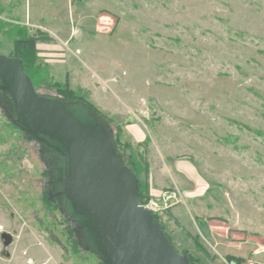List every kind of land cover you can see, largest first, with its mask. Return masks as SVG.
Here are the masks:
<instances>
[{
	"label": "rangeland",
	"instance_id": "374dc122",
	"mask_svg": "<svg viewBox=\"0 0 264 264\" xmlns=\"http://www.w3.org/2000/svg\"><path fill=\"white\" fill-rule=\"evenodd\" d=\"M2 11L0 53L14 56L18 28L33 31ZM71 16L80 31L36 54L38 97L102 127L151 197L182 196L157 214L193 264H264V0H82ZM65 146L20 122L0 77V264H113L64 193Z\"/></svg>",
	"mask_w": 264,
	"mask_h": 264
},
{
	"label": "water",
	"instance_id": "95a60500",
	"mask_svg": "<svg viewBox=\"0 0 264 264\" xmlns=\"http://www.w3.org/2000/svg\"><path fill=\"white\" fill-rule=\"evenodd\" d=\"M0 77L28 129L66 143L61 176L73 209L92 216L113 264H188L143 206L136 175L115 157L103 128L84 123L59 99H40L22 59L0 53Z\"/></svg>",
	"mask_w": 264,
	"mask_h": 264
},
{
	"label": "crops",
	"instance_id": "0c3cea01",
	"mask_svg": "<svg viewBox=\"0 0 264 264\" xmlns=\"http://www.w3.org/2000/svg\"><path fill=\"white\" fill-rule=\"evenodd\" d=\"M82 0H0V7L4 9L3 14L9 13L14 15L16 20L23 24L29 25V28L35 32L40 29L47 32L52 38L51 43L48 41H39L37 48L39 54L49 55L55 52H59L63 49V44H68V39L74 37L80 30L75 25L72 14L75 9H78V4ZM64 8V11L61 10ZM100 17V16H99ZM101 17L97 20V26L95 27L96 32L99 29L105 27L104 23L101 22ZM108 24L112 21H109ZM100 22V23H99ZM102 23V24H101ZM66 31L69 35H64L62 32ZM67 38V39H66ZM58 40V41H54ZM54 42V43H53ZM189 177L194 182L200 185L201 180L196 174L195 170H189ZM152 193H156V190L151 188ZM193 193L192 190L186 191L187 194Z\"/></svg>",
	"mask_w": 264,
	"mask_h": 264
},
{
	"label": "trees",
	"instance_id": "16d2710c",
	"mask_svg": "<svg viewBox=\"0 0 264 264\" xmlns=\"http://www.w3.org/2000/svg\"><path fill=\"white\" fill-rule=\"evenodd\" d=\"M18 31H22V43H21V49L20 52L17 55H14V57H18L22 59L24 62L25 71L30 76V78L33 80L34 74L37 73L40 70H47L46 67H43L40 63L36 62V54L39 53V50L37 48V43L39 41H50L52 38L48 35L47 32H44L40 29H37L33 33H29L28 29L26 28H18ZM57 86H59L63 91H65V94L67 98L75 96L76 98L83 99L84 97L80 95L76 90L73 88L67 86V84H62L61 82L57 81L55 83ZM34 86L36 87V83H34ZM65 102H67V99H64ZM86 102V101H85ZM69 103V102H68ZM86 105L90 107L94 111L95 114H103L98 107H96L94 104L90 102H86ZM71 110V109H70ZM101 117V115H100ZM118 146V145H117ZM139 168V167H138ZM140 169V168H139ZM138 169V170H139ZM134 171V170H133ZM136 174H139L135 171ZM147 173V171H146ZM139 195L143 201H147L151 196L149 195V183L147 182V178L144 179V181L140 180L139 183ZM153 219L157 227L161 230L165 231L164 224L161 222L158 214H153ZM54 240L64 248L62 242L56 237L53 236ZM170 239V237L168 236ZM168 239V241H169ZM170 244H173V242L170 239ZM174 245V244H173ZM175 246V245H174ZM188 264H193V262L190 260L189 255L188 257H185Z\"/></svg>",
	"mask_w": 264,
	"mask_h": 264
},
{
	"label": "built area",
	"instance_id": "2783aa9c",
	"mask_svg": "<svg viewBox=\"0 0 264 264\" xmlns=\"http://www.w3.org/2000/svg\"><path fill=\"white\" fill-rule=\"evenodd\" d=\"M143 201V200H142ZM182 201V196L176 191H168L163 194L150 197L147 201H143V206L152 214H157L166 211ZM248 264H255L249 262Z\"/></svg>",
	"mask_w": 264,
	"mask_h": 264
}]
</instances>
